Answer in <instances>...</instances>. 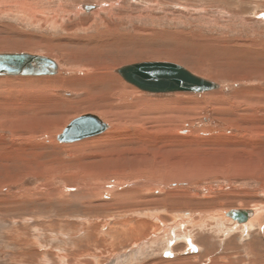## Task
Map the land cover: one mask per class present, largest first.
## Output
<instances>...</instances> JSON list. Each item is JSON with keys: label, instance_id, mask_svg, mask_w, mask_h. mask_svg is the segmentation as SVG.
<instances>
[{"label": "rangeland", "instance_id": "1", "mask_svg": "<svg viewBox=\"0 0 264 264\" xmlns=\"http://www.w3.org/2000/svg\"><path fill=\"white\" fill-rule=\"evenodd\" d=\"M0 1V53L48 56L61 67L55 76L0 77V264H17L14 258L19 254L8 239L21 223L29 225V233H36L35 229L40 232L33 236L39 247L34 252L40 253L66 244L61 233L56 236L57 232L46 226L58 224V217L69 213L76 217L74 212L110 213L131 220L135 215L158 216L170 226L189 216L194 220L218 211L264 206V121L259 125L256 118L260 112L264 115V0H27L33 11L40 9L48 17L58 15L60 25L56 26L45 21L32 23L30 17L11 11L7 6L10 0ZM87 5L99 6L100 10H81ZM143 62L177 64L218 84L219 89L201 94H151L127 84L118 74L114 73L120 80H113L111 74L106 76L107 72L100 77L95 74L102 67L114 72ZM88 64L95 67L94 78L98 81L102 77L101 82L87 80L91 76L87 78L82 68ZM104 96L111 101H103ZM134 101L140 105L135 110L130 108ZM116 108L127 113L123 116L124 128L117 122V115L108 114ZM143 113L150 119L164 118L169 126L179 125L186 131L182 142L171 143L158 152L174 162L159 159L154 139L146 141L150 138L135 145L107 148L78 142L67 146L57 139L70 122L84 115L99 116L107 125L104 134L139 129L143 123L140 117L146 116ZM144 147L146 153L137 150ZM128 150L132 153L127 154ZM111 151L127 155L101 159L104 165H100L108 167L104 172L87 170L86 163L92 162L87 157ZM74 181L82 185L76 187ZM135 181L143 183L126 186ZM89 183L92 188L121 185L112 193L115 197L111 201L121 198L125 205L108 211L99 209L110 198L108 195L101 201L92 198V205L83 203L88 194L83 185ZM150 183H162L163 187L149 188ZM64 221H59L63 227ZM259 224L220 235L212 221L203 222V229L186 223L179 228L184 236L169 240L164 251L129 264H163L168 260L172 264L177 263L176 258L207 257L197 246L200 248L205 240L213 247L211 259L228 253L233 261L244 260V264L249 257L246 244L255 240L260 256L256 262L264 264V223ZM195 235L197 244L192 239ZM176 243L180 247L172 252ZM155 246L146 244V249ZM25 252L31 254L33 250ZM28 258L25 264L37 261ZM197 259L188 264H201ZM205 259L203 264H210Z\"/></svg>", "mask_w": 264, "mask_h": 264}, {"label": "bare ground", "instance_id": "2", "mask_svg": "<svg viewBox=\"0 0 264 264\" xmlns=\"http://www.w3.org/2000/svg\"><path fill=\"white\" fill-rule=\"evenodd\" d=\"M8 3L9 4L7 6H9L11 8V11H15L16 14L22 15L24 18L30 17V19H28V20H30V22H32V23L33 22H36V24H38V23H40L39 21H45V23L46 24H49V25H51V24L52 25H55V26H56V24L57 25L58 24L60 25V23H58V19H57L58 18L57 17L58 15L50 16V15H53V14H49L50 17H48V16L44 15L43 14L44 12L42 13L40 11V9L39 10L36 9V10L33 11L31 9L30 3L27 0H10ZM0 4L2 5L3 4V1H0ZM88 6H92V5H88ZM84 7L85 6H83L81 10H85V11H91V10L92 11H97V10H100L99 9V6H94V8L91 9V10H86V9H84ZM43 11H45V10H43ZM58 12H59V10H58ZM6 13H8V12H6ZM43 19H45V20H43ZM0 54H3V53H0ZM28 54H30V53H28ZM33 54H31V55H33ZM35 56H38V55L35 54ZM47 57H45V58H47ZM48 59H51V58H48ZM53 62L56 64L57 70H56V73L55 74L49 75V76H55V75H58L61 72V67H60L59 63L55 62L54 60H53ZM164 63H167V62H164ZM136 64H138V63H136ZM131 65H134V64H131ZM127 66H129V65H127ZM121 68H123V67H121ZM121 68H119L117 70H114V72H113L108 67H102L100 69H96V73L95 74H96V76H99L100 77V76H103L104 75L103 73H106L107 72L108 74H106V76L107 75L109 76L111 74V76L113 77V80L118 75H119V77L121 79L124 80V77L120 73V69ZM79 71H77V72H79ZM94 71H95V67L92 66V65H89V64L86 67H83L82 68V72L85 73V75H87V78H88V76H91L90 79H87L90 82L95 77L94 76L95 75L94 74ZM114 73L116 75L117 74L118 75L116 76V75H114ZM74 74H76V73H74ZM195 76H197V75H195ZM21 77H34V76H21ZM46 77H48V76H46ZM101 78H100V80H101ZM199 78H201V77H199ZM95 79L97 81L98 78H94V80ZM106 79H107V77H106ZM117 79H119V78L117 77ZM117 79H115V80H117ZM42 80H44V79H42ZM70 80H72V79L70 78ZM100 80H98L97 82H101ZM201 80H205L208 83H211L213 85L211 89H209L207 91H204V92H201V93H205V92H208L209 93V91H213V90L219 89V85L218 84H216L214 82H211L208 79L201 78ZM57 81H56V84H58ZM66 81H69V79L66 80ZM53 82H54V80H53ZM69 83H70V81H69ZM118 84H120V83H118ZM127 84H129V83H127ZM101 85L102 84H100V86ZM129 85L137 88L138 90H140L142 92L148 93L147 91H143V90L139 89L138 87H136L133 84H129ZM112 87H114V86H112ZM114 89H112V91ZM117 89H115V90H117ZM255 89H257V88H255ZM252 90H254V88ZM110 92H111V90H110ZM104 93H106V91ZM120 93H122V92H120ZM175 93H179V92H175ZM112 94L110 93L111 96H112ZM151 94H155V93H151ZM156 94H160V93H156ZM112 98H113V96H112ZM113 99H115V98H113ZM123 99H124V97H123ZM117 100H119V99H117ZM103 101H111V100L109 98H107L106 96H104L103 97ZM132 103L133 104H132V106L130 108H132L133 110H135L136 107L138 106V104H136V101H134ZM259 105H260V103H259ZM139 106L137 108H139ZM93 109H96L98 111H102V109L99 108V107H94ZM121 109L122 108H116V112H113V111H110L109 110L108 111V114L109 115H115V116L117 115V117H118L117 122L118 123H123L122 124V128H124V126H125L124 123H126V122H125V118L123 116L125 114H127V113H125V111H121ZM252 109L254 110V107ZM129 110H131V109H129ZM260 111H261V109H260ZM144 114H146V116H145L144 119L140 117V119H141L140 121H143V123H140V128L139 129H137V130H134V129H124L123 130L122 129V130H119L117 132H113V133L112 132H110V133L109 132H106L104 134L102 132L105 131V129L107 128V125H105L106 123H104L103 121L101 122L102 119L100 120V118H98L99 116L97 117V116L91 115V114L84 115V116H94V117H96V119H98V121L101 122L102 126L105 127V129H103L102 132H100L103 135L102 134L101 135H98V134H100V133H98V134H95V135H87L85 137L79 138L78 135H74V133L70 132L66 137H64L62 139L61 136L64 133V130L69 126V124H68V126L61 132L60 136L57 137V139H58L59 142L63 143L64 145L65 144L66 145L67 144L70 145L71 143L78 142V143H86L88 145H94L95 147H96V145H95V143H96V144H100V146H105L106 147L107 145L108 146H112V145L116 146V145H120V144H124L125 145V143H129V144L135 145V144H137L141 140L145 141L146 138H150V139H146V141L152 142V140L154 139L155 142L154 141L153 142H154L155 149H156L155 150L156 151L155 154L156 155H159V159H162L163 161H167L168 163L174 162L175 159H173V158H166V157L163 158L162 156H160V154H158V152L160 151V153H161V150H163V149L166 150L167 146L169 144H171V143H173L172 145H174V143L177 144V143L182 142V140H183V138H184V136L186 134V131H184L183 128H181V126H179V125H177L175 127H173L171 125L169 126L168 124L170 122L165 121L164 118L156 117V118L150 119V117H147V113H143V115ZM84 116H81L79 118H82ZM263 116L264 115H262V112H260L259 114L256 115V118L258 119L259 122H261V121H264V117ZM108 119H110V118H108ZM111 119H113V118H111ZM114 121H115V119H114ZM137 121L138 120L136 119V122ZM260 124H262V122L259 123V125ZM171 129H173L172 131L174 133L173 132L171 133ZM45 131H47V130H45ZM156 131H158L159 133L158 132L155 133ZM141 137H142V139H140ZM261 142H263V141H261ZM129 144H127V145H129ZM69 145H67V146H69ZM98 146H97V148H99ZM108 149H110V148H108ZM98 150H100V148ZM121 150L124 151V149H121ZM121 150H117L116 152H120ZM137 150L138 151L142 150L143 152L146 153L147 148L146 147H144V148H137ZM95 152H93V154ZM126 153L127 154H131L132 151L131 150H128ZM126 153H123V154L116 153L115 154L114 152L111 151V152L106 153V154H101V155L96 154V155H93L91 157H87L88 160H91L92 162L91 163L89 162L88 165L86 163L85 166L88 167L87 170H91L92 172L94 170H95V172L96 171L97 172H99V171L101 172V170L103 171L104 168L107 167V166H103L104 164H103L102 160L105 161V158L108 157V155H114L115 157H119L121 155H124V156L127 155ZM129 156H131V155H129ZM96 160H100L101 162H97ZM101 163L103 165H100ZM107 169H108V167H107ZM142 183L143 182H137V181H135L133 183L126 184V186H128V187H136V186H140ZM73 185L77 187L78 185H82V184L75 183V181H74ZM83 186H84V188L88 192V194L83 198V201H82L83 203H90V200L92 198L98 199V201H101L102 200L101 198H104L103 195L110 196V198L106 201V204L104 203L103 205H100V208L99 209H103L104 211H108V210L112 209V207L113 208L114 207H117L121 203H123V204L126 203L125 201H123V200L121 201L120 200L121 199V198H119L120 197V194H119V197H118L119 199H113V201H111L112 198H113V196H114V194H112V193L114 191H117L118 187L121 186V185H116V184H114V185L113 184L112 185H107V186L101 185L99 187L96 186L97 188L95 186L92 188V184L89 183V184H87V186H85V185H83ZM148 186H149V188L154 187V188H157V189L159 188L160 189L161 187H163V184L162 183H157V184H151L150 183ZM73 194L74 193L71 192V195H73ZM32 197H34V196H32ZM59 198L61 199V198H64V197L63 196H59ZM77 198L78 197H76V199ZM111 202H113V203H111ZM94 203H96V202H94ZM101 203H103V202H101ZM146 204L148 205V203H146ZM140 205L142 206V204H139L138 206H140ZM249 211L252 212V214H249L248 213ZM243 212L245 214H240V213H243ZM74 213L77 215V217L74 214H70L69 213V215L62 216V218H59L58 217V220H56L58 224H54L53 223V224H50L49 226H46L45 225L46 228L49 229V231L50 230H53L54 233L57 232L58 234L55 233L56 236H58L61 233L59 236L61 238H63V239L65 238V243L66 244L63 247H56V249H54V251H51L50 250L51 252L50 251L49 252H40V253H37V251L34 252L35 249H38L39 248L37 246L36 241L33 240V236L36 237L40 233L36 229H35V231H36V233L37 232L38 233L36 234L35 232H33V233H35V234H33V233H29V229H28L29 225L27 227V224H22L21 223L20 226L14 227L15 229H17V231L14 232V236H11L8 239V242L11 244V246L13 248H15L17 250V253L19 254V257L16 256L14 258L15 259V262H17V264H25L27 262L26 258L29 257L30 259H33V260L37 259V261H36L35 264H45V262H47L49 264H113V262L115 264H129V262L131 263L133 261H137L138 259H140V260L143 259V258L146 259L147 255H150V256L151 255H154L155 253H157L158 250H161V252L164 251L165 248H168L169 247V244H170L171 241L174 240V237H176L178 239L179 236H180V238L184 236L183 233L181 232V230H179V228H181L182 226H187L188 224L185 225L186 223H189L191 228H194V227L195 228L196 227L202 228L203 222L205 223V222H207V220L208 221H212V223H214L215 229L217 230V233L220 234V235H222V233L223 232H226L227 230H229V231L236 230L237 232H242V231L245 230V228L246 229H250L251 227H253L257 223L258 224L261 223V222L264 223V206H259L258 204L253 205L250 209H246V208L245 209L244 208H236L235 210H230V211H220V212L218 211L216 213H210V214H208V216H206V214L205 215L203 214L204 217L196 216L194 220L191 219V217L189 216L187 218L182 219V221H179V223L180 222H183L181 225L177 222V225H170V226H165L164 225V222L158 216H156V218H155L154 216H150V215H144V216L135 215L132 218V220H131L130 217L127 218L126 215H124L126 217L119 216V215L115 216L114 214L109 215L110 213L109 214H106V215H103V216H100V215H92V214L89 215V214H85V212L84 213L74 212ZM52 215H55V214H52ZM110 216H112L113 218H111ZM139 216L141 217V219H139L140 218ZM232 216L235 217L236 219H234ZM230 219L232 221H234L236 224H245L246 223L247 226L246 227L236 226V225H234L232 223V221ZM237 219H238V221H237ZM11 220H12V223H15L16 224V222H17L16 219H12L11 218ZM23 220L24 219H22V221ZM62 220H66V221H64L65 222L64 223L65 224L64 227H63L62 223H60ZM205 227H207V226H205ZM37 229H39V228L37 227ZM167 229H169V230H167ZM177 229H178V232H177ZM32 230H34V229H32ZM171 230L174 231L173 234H172V236H171V233H170ZM175 232L178 233V234L180 233V234L177 236L175 234ZM57 238H55V239H57ZM69 238H70V241H69ZM63 239H62V241H63ZM161 239H162V241H161ZM192 239H193L194 243L197 244V241H196L197 240V236L196 235H195V237L193 236ZM169 240H171V241H169ZM209 242L207 243L206 240L203 241L202 244H201V246H200V248H199V245H197L198 246V250L202 248L203 249V253L207 257H204V255L202 256L200 254L197 257L196 256L195 257H193V256L190 257L191 259L190 258H186V259L176 258L177 259V263L173 262L172 264H188V261L193 263V261H191V260L193 259L194 262H196V259L197 258L201 260V264H203V262H202L203 258H206L204 262L207 261V262H210V264H244L245 263L244 260H243V262H241V260H239V259H236V262L233 261L231 259L230 254L227 253V249H225V252L227 253L226 256H220L218 258L211 259L210 258V255L213 252L212 251L213 247H212V245L211 246L208 245ZM146 244L151 245V246H153V244H154L156 246H155L154 249H151L152 250L151 251L149 249H146ZM171 245H173V244H171ZM139 246H141V247H139ZM174 246H173V248L171 250L172 252H174L175 250H177L180 247V246H178L177 243H176V246L175 247ZM256 247H257V244H256V241L255 240L254 241H251V242L249 241L246 244V251L249 254L248 255L249 257L247 259L248 260V263L247 264H257L256 261L259 262V259L258 258L260 256H257V254H258L257 251L258 250L256 249ZM124 248H127L128 249V252H130V253L128 254V252L127 253L123 252V249ZM26 249H30V251L33 250V252L31 254L30 253H27L26 254V252H25ZM130 254H131V257L130 258L127 257V255H130ZM177 257H180V256H177ZM261 257L264 258L263 255ZM207 259H209V261ZM13 262H14V260H13ZM30 262H32V261H30ZM159 262H163V260H160ZM163 264H169V260L166 261V262H163Z\"/></svg>", "mask_w": 264, "mask_h": 264}, {"label": "water", "instance_id": "3", "mask_svg": "<svg viewBox=\"0 0 264 264\" xmlns=\"http://www.w3.org/2000/svg\"><path fill=\"white\" fill-rule=\"evenodd\" d=\"M94 6H85L91 10ZM53 60L28 53L0 54V77L3 76H49L56 73ZM124 80L148 93L170 94L190 92L200 94L212 88V84L191 74L185 68L164 62H143L125 66L120 69ZM105 127L94 116H84L73 120L64 130L62 139L70 132L79 138L95 135ZM71 135V134H70ZM252 214V212H248ZM240 214H245L240 213ZM233 217V216H232ZM236 219L235 217H233ZM238 221V219H237Z\"/></svg>", "mask_w": 264, "mask_h": 264}]
</instances>
